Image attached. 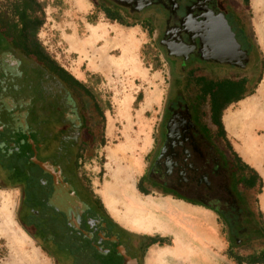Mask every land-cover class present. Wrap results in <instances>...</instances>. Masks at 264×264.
Wrapping results in <instances>:
<instances>
[{
	"label": "flooded vegetation",
	"instance_id": "flooded-vegetation-1",
	"mask_svg": "<svg viewBox=\"0 0 264 264\" xmlns=\"http://www.w3.org/2000/svg\"><path fill=\"white\" fill-rule=\"evenodd\" d=\"M91 2L112 24L156 31L170 68L146 185L215 212L236 248L261 236L263 219L247 197L258 181L248 186L252 173L233 157L204 95L207 86L241 80L245 95L261 63L231 0ZM8 4L0 0V189L19 191L21 227L53 264H124L120 248L143 264L142 242L111 221L82 176L83 163L103 139V110L88 87L64 85L15 47Z\"/></svg>",
	"mask_w": 264,
	"mask_h": 264
},
{
	"label": "rangeland",
	"instance_id": "rangeland-1",
	"mask_svg": "<svg viewBox=\"0 0 264 264\" xmlns=\"http://www.w3.org/2000/svg\"><path fill=\"white\" fill-rule=\"evenodd\" d=\"M38 1L44 6L45 22L37 32V39L60 66L73 76H78L77 80L89 88L103 110V139L83 163L82 176L87 178L102 203L107 205V200L114 203L115 210L108 211L107 214L124 230L140 236L165 233L164 226L167 222L160 210L153 211L150 215L145 214L155 222L157 220V226L151 231L133 229L131 226L136 221L135 216L124 205L122 198L114 194V186L111 184L114 176L117 180L119 178V184L125 183L133 187L136 195L144 201L147 198L152 201L150 196H158L157 190L146 185V176L159 144L160 121L171 75L156 42V31L151 34L145 28H127L112 24L98 12L91 0ZM231 2L254 36L261 63L256 66V74L248 84V93L242 100L225 107L221 113V122L228 142L240 159L255 171L252 162L260 161L264 172V0H249L248 5L244 0ZM93 25L95 29L101 28L95 41L89 40L94 37L93 33H97L92 30ZM71 40L74 41L73 45L76 43L79 48H74ZM233 116L238 117L242 133L239 129L230 133L224 127L223 119ZM152 127L154 149L146 153ZM247 142L255 144L248 150ZM143 176L142 182H145L146 186L144 188L150 193L148 196L142 195L144 197L136 191V185ZM260 178V191L258 192V186L257 189L247 192V197L253 208L261 213L264 223V212L260 203L264 180L262 176ZM110 185L113 189L106 190ZM172 198L168 196L160 202L192 213L191 215L200 218L204 224L209 222L213 225L215 240L209 241L206 246L203 241H198L197 247L200 251L207 247L206 253L211 257H224L232 243L221 218L215 212L205 213L200 209H192L185 202H177ZM19 200V191L0 189V264H53L19 224ZM183 228L192 237L197 238L196 236L200 235L194 225H185ZM203 236H200L201 239ZM164 243L169 241L165 240ZM179 244L175 252L183 253L184 249ZM185 244L188 247L186 255L201 259L200 252L190 248L188 243ZM263 247L264 239H261L234 249L245 255L252 248ZM160 254L151 255L147 249L143 253L142 262L148 261L150 264L151 257L154 262L165 264L166 258ZM201 261L198 263L202 264ZM229 264L234 263L229 261Z\"/></svg>",
	"mask_w": 264,
	"mask_h": 264
},
{
	"label": "trees",
	"instance_id": "trees-1",
	"mask_svg": "<svg viewBox=\"0 0 264 264\" xmlns=\"http://www.w3.org/2000/svg\"><path fill=\"white\" fill-rule=\"evenodd\" d=\"M248 2L249 0H244L246 5H248ZM8 6L12 7V18L9 21V23L11 22V26L8 28V33L9 37L12 38L15 47L20 48L27 56L34 58L38 63H40V65L44 67L49 75L58 79L64 85L69 86L70 88H84L85 85L79 82L72 74L60 66L44 50L41 43L37 39V32L45 22L44 6L38 0H9ZM108 17L112 19L111 16ZM204 93L205 96L209 95L211 99V113L213 123L218 127L222 136L225 137L223 124L221 122V113L227 105L243 99L244 82L241 80L238 83H224L219 86H207V88L204 90ZM226 142L230 152L239 166L243 170L250 171L252 173L254 178L253 183H249L248 186L252 187L254 181L257 180L259 192L261 183L259 174L240 159V157L232 149L227 139ZM9 178H11V175L7 176V179ZM143 179L144 176L136 185V189L140 194L148 196L150 193L142 187ZM95 197L100 201V198L97 195H95ZM17 219L21 225L20 219ZM111 221L113 220L111 219ZM125 233L142 242L144 249L143 253H145L149 247L155 244H159L160 246L169 245V243H164V241L168 239L161 240L158 236H140L127 231ZM261 239H264V230L261 236L250 240L261 241ZM230 241L232 246H230L225 252V256L229 261L233 262L234 264H264V247L252 248L249 253L242 255L234 249L236 247L234 240L230 239ZM43 251L45 252V250Z\"/></svg>",
	"mask_w": 264,
	"mask_h": 264
},
{
	"label": "crops",
	"instance_id": "crops-1",
	"mask_svg": "<svg viewBox=\"0 0 264 264\" xmlns=\"http://www.w3.org/2000/svg\"><path fill=\"white\" fill-rule=\"evenodd\" d=\"M251 1V0H250ZM93 29H95L94 25L92 27ZM127 28H135V27H127ZM140 28V27H138ZM101 28H97L95 29V31L97 33L93 34L94 37H96L99 33H100V30ZM92 38V39H89V40H93L95 41L96 38ZM105 38V36L103 37V39ZM98 40V39H97ZM99 41V40H98ZM72 42V45L74 43L73 40L70 41V43ZM75 45V46H74ZM73 45L74 48H79V46L76 45V43ZM73 75V74H72ZM74 77L76 79H79L78 76H75ZM151 133L149 134V139L147 141V152L146 153H150L153 149H154V138L152 137V133H153V127L150 131ZM227 139V137H226ZM257 171V170H256ZM260 176L261 174L259 172H257ZM137 193L142 196V194H140L138 192V190L136 189ZM158 196H156V198L150 196V198L152 199V201L159 207L161 208L160 211H163L164 210V204L163 202H160L162 199L168 197V196H164V195H159V192L157 194ZM107 197V195H106ZM144 197V196H142ZM161 198V199H160ZM172 198V197H171ZM154 199V200H153ZM174 199V198H172ZM176 201H180V202H184V201H181V200H177V199H174ZM185 204H187L190 208L192 209H200V210H203L205 213H210L212 212L211 210L205 208V207H201V206H196V205H192V204H189L187 202H185ZM104 205V208L106 210L107 213H109L107 210V207L106 205L103 203ZM192 214V213H191ZM207 215L205 214V217ZM193 221H197V218H191ZM198 223H200L198 221ZM174 225V226H173ZM167 231L165 233H156V234H153V235H150V236H158L161 240H165V239H168L169 241V245H163V246H160L159 244H155V245H152L151 247L148 248V251H150V254L151 255H154L155 253H161L166 259L165 261V264H191V261L194 260V257H191V256H188L185 254L186 250H188V247H187V244L185 243H188V246H190V248L192 249H195L196 251L200 252V255H201V259L207 263V264H229V260L226 258V256L224 255L223 256H218V257H211L207 252V247H204L203 251H200V249L197 247V244H198V241H203V243L205 244V246L207 245V243L210 241H213L215 240V233H214V227L211 223H207V224H203V225H196L195 227L198 228L199 232H200V235L196 236L197 238L195 237H192L190 236L187 231L181 227L180 225H177L175 222H171V223H167L165 226H164ZM172 227V228H171ZM170 232V234H169ZM161 234V235H160ZM160 235V236H159ZM204 235V236H203ZM154 236V237H155ZM200 236H203L204 238L201 239ZM164 237V238H163ZM167 237H170L167 238ZM186 238V240H185ZM172 239V240H171ZM181 244L182 247H183V253H176V249H177V245L178 244ZM179 244V245H180ZM160 246V247H158ZM168 248V249H167ZM161 249V250H160ZM165 252V253H164ZM198 252H196L197 254H199ZM169 257V258H168ZM205 258V259H204ZM224 258V259H223ZM206 260V261H205ZM211 260V261H210ZM213 260V261H212ZM153 259H150L149 263L150 264H159L158 261L156 262H152ZM143 264H148V261H146L145 263ZM164 264V263H163Z\"/></svg>",
	"mask_w": 264,
	"mask_h": 264
},
{
	"label": "bare ground",
	"instance_id": "bare-ground-1",
	"mask_svg": "<svg viewBox=\"0 0 264 264\" xmlns=\"http://www.w3.org/2000/svg\"><path fill=\"white\" fill-rule=\"evenodd\" d=\"M95 31V29H92ZM94 34V33H93ZM95 36V35H94ZM95 38V37H94ZM90 48V47H89ZM264 87V84L262 85V88ZM261 88V90H262ZM264 91V89H263ZM127 102V101H126ZM223 123H224V127H226V129H228V131L231 133L233 131H237L238 129L241 131L242 133V127H241V123L238 121V117L237 116H233V117H225L223 119ZM236 133V132H235ZM231 135V134H230ZM233 137V135H232ZM240 139V138H239ZM243 140V139H242ZM255 144V143H254ZM252 142H247V148L248 150L251 149L253 147ZM241 152V151H240ZM260 152V151H259ZM242 153V152H241ZM245 153V152H244ZM241 155V154H240ZM257 155V154H256ZM249 158V156H248ZM260 158V157H259ZM246 159V158H245ZM249 160V159H248ZM249 163V162H248ZM253 163V167L258 170L261 174V176L263 177L264 180V172L262 170L260 161H254ZM249 165V164H248ZM119 180V178H118ZM117 178H114L113 176V181H112V185L114 186V191H115V195L120 196L124 202V205L128 208V210H130L131 212H133L132 214H134V219H136V221L134 222V224L131 226L133 229L136 230H142V231H146L149 232L152 230V228L156 225L157 226V220L155 222V220H153L150 217H146V215H150L152 214L153 211H158L161 208H159L153 201L149 200L148 198L146 199V201H144L142 198H139L136 193H135V189L133 187H129L127 186V184L124 183V185L122 183L119 184ZM126 185V186H125ZM106 186V185H104ZM113 189V187L107 186L105 189ZM161 199V198H160ZM171 201V200H170ZM173 201V200H172ZM171 201V202H172ZM178 202V201H177ZM260 203H261V208L262 211L264 212V190L263 193L261 194L260 197ZM106 206L109 209V211H113L115 210V205L112 201L107 200L106 201ZM119 205V204H118ZM186 208V207H185ZM163 212V216L166 219L167 223H171V222H175L177 225H181L183 227H185V225H203L204 222L198 218L197 221H193L191 218H196L194 215H191L189 212L184 211V210H180L178 208H175L173 205L170 204H166L164 205V210ZM154 213V212H153ZM146 214V215H145ZM162 214V213H161ZM196 215V214H195ZM145 216V217H144ZM198 221L200 223H198ZM160 225V224H159ZM158 225V226H159ZM166 225V224H165ZM163 226V225H162ZM174 226V225H173ZM167 228V227H166ZM172 228V227H171ZM167 231V229H166ZM162 234V233H161ZM160 234V235H161ZM170 234V232H169ZM159 235V236H160ZM155 236V235H154ZM152 236V237H154ZM164 238V237H163ZM170 239V237H167ZM164 240V239H163ZM172 240V239H171ZM160 247V246H158ZM168 249V248H167ZM161 250V249H160ZM177 251V249H176ZM165 253V252H164ZM161 255V254H160ZM165 255V254H163ZM169 258V257H168ZM201 258V257H200ZM151 259V257H150ZM205 259V258H204ZM224 259V258H223ZM146 261V260H145ZM199 261H201V259L199 258H195L193 261H191V264H197ZM206 261V260H205ZM211 261V260H210ZM213 261V260H212ZM153 262V261H152ZM167 262V261H166ZM202 264H207L205 263L203 260L201 261ZM199 264V263H198Z\"/></svg>",
	"mask_w": 264,
	"mask_h": 264
},
{
	"label": "water",
	"instance_id": "water-1",
	"mask_svg": "<svg viewBox=\"0 0 264 264\" xmlns=\"http://www.w3.org/2000/svg\"><path fill=\"white\" fill-rule=\"evenodd\" d=\"M225 23V22H224ZM235 50H239V47L235 44ZM188 150V149H187ZM187 153V151L185 152ZM35 163L40 167L42 168L43 170H48V168L50 167L49 165L47 164H43V163H39V162H36ZM169 174H165V176H168ZM119 253L124 257V264H136V262L134 260H132L130 257L126 256L125 253H124V250L123 248H120L119 250Z\"/></svg>",
	"mask_w": 264,
	"mask_h": 264
}]
</instances>
